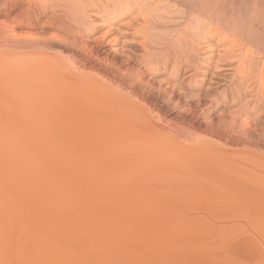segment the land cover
Returning <instances> with one entry per match:
<instances>
[{
  "label": "rangeland",
  "instance_id": "rangeland-1",
  "mask_svg": "<svg viewBox=\"0 0 264 264\" xmlns=\"http://www.w3.org/2000/svg\"><path fill=\"white\" fill-rule=\"evenodd\" d=\"M224 2H226V11H230L231 8L228 10V6H232L231 4H233L232 9H236V7L237 9L239 8L237 11L240 10L239 12L241 16L244 17L246 14L256 16L258 14V16L261 15L259 18L260 20H263L264 23V0H225ZM160 5L168 6L169 9L167 8V12H172L174 10L173 5H170L167 1H164ZM253 5L256 6V8L253 7L252 9H245L246 7L251 8ZM20 6H17L12 12L10 19H7L4 17V9L0 5V33L2 32L5 23L15 18V16L16 18H20L21 15H23L24 17H21L22 23L24 25L27 23V16L26 14H23L25 11L22 9L23 7L20 8ZM17 14L20 17H18ZM172 17L173 16L171 15L166 18L168 25L170 26L167 25L166 28L165 24L164 26L167 30L163 29L162 32H159L160 35L157 34V28H161L162 30V26L153 28V26L147 27L149 24L146 25L142 23L144 25V27L142 25V28L143 30L145 29L144 31L142 30V32H145L143 33L144 35L146 34L148 37L154 36V40L160 38V40H163L161 41V46L156 44V47L150 46L152 49L150 47H148V49H151L154 54H160L162 52L163 56L165 57L169 55L168 57L171 59L173 56H175V54L177 55V51L180 52L178 44L175 43L176 40H178L176 38H182L183 34L187 33L189 35L193 32V30L191 32L186 30V33H183V30H181L183 33L182 34L179 24L183 22V17L179 16L181 19L177 16H174L173 18ZM46 18L48 17L46 16L43 18L44 21ZM43 19L39 21L38 25L43 22ZM57 19L60 18L58 17ZM174 20L179 22H175ZM93 21L97 22L99 20L94 18ZM32 22H34V19ZM56 23L60 22H57L56 20ZM172 24L175 27H171ZM136 26L137 28L140 27L139 25ZM105 29L106 28L104 27L101 28L93 36H91V38L94 39L95 37H99V35L102 34ZM21 31L26 34H32L42 38H49L52 34H57L62 39H65V43L51 40L53 45L47 49L46 52L49 55L52 54L53 57H49V55L43 56L40 52H34L32 55H27V57L23 58L24 60H22V63L26 61L25 64L28 67V71L31 70L30 72H33L34 74L41 72H35L36 69H38V66L36 67V65L39 63H42L41 65L39 64V66L41 67L40 69H42V72L44 70L43 73L46 72V68L48 67L45 74H48L47 76L52 78L49 79L50 81L48 80L49 83H51L53 86L56 85L55 88H58V92H55L57 94L59 93V90H61L63 93L61 92L62 95L59 93V95L56 96H54L55 94L53 96L50 95L52 97H18L16 93L18 89L23 88V85L21 83H19V85L18 82L13 81V79L11 80V78L8 81L9 77L6 79L5 73L8 74V72L3 71L7 70V64L5 65V63H7L5 60L7 59L5 57L4 51L2 50V43L0 42V139L3 140H0V143L27 148V150H29L28 152L31 153L30 155L33 157V159L31 158L32 160H34L35 156H41L42 161L43 159L44 161L45 159L46 161H50L48 157L51 154V160L58 165V167L56 165L55 167L60 168L59 165L63 166L64 168L61 169H64V173L67 169H69L67 170L68 173L66 172L68 177L71 176V178H78L84 176V178H90V180L92 178H94L93 180L99 179L100 182H102L101 188H98L100 185L99 180H97L98 185L97 181H95V184L92 182L93 180L91 182L88 180L91 184L94 183L91 186L88 184V182H85V184L83 182L81 183V181L79 182L83 184V186L88 185L91 188L97 185L98 189L95 190L87 188V190H93V193L91 194L94 195L91 199L94 200V202L98 200L96 203L103 205L105 201L104 199H108L111 203L115 204L123 203L124 201L126 202L125 204H130L131 206H110V208L107 206V209L139 210V212L122 213V215L121 213H115L113 217L116 218L114 219L115 221L118 219L117 223H115V227L117 228L118 232L119 228L121 229L119 226H122V229L126 230V232L130 228L143 226H192L198 228L195 229L194 232L197 233V235L199 234L200 238L203 235L200 241L204 242L205 244L202 245L207 244V247H209L212 252L217 250L218 254L221 256L228 255V257H230L233 255L234 258L237 257V255L235 256L232 253L237 250L233 248L235 251H232L230 246V244L233 242L237 243V245L234 247L237 246L238 248V243H241L239 244L241 249L245 248V250H253L257 252L256 256H264V252H262V250L264 251V225H262L264 224V159L252 157L254 156L253 154L261 155L262 153L264 156V100H260L259 103L257 102L258 104L256 109L253 111L246 110L247 113L245 115L243 111L244 103L246 101H249L251 107L255 101L260 98V95L264 96V92L257 94L256 90L248 94L247 97H244V88L242 86V88L239 90L242 92L239 94L241 95L240 99L238 98L236 101L232 102L231 99L236 97V93L238 91L236 88H240L238 86V82L234 81V83L231 84L224 81L223 76L226 75V73H231V71H217L215 69V66H221L218 60V54L224 47L228 45V43L220 46V44L216 43L217 38H214L211 42H209L211 43L210 45L209 43H206V45L200 41V43L202 42L200 45H202L204 48L206 47L205 49L200 47L197 43L196 45L199 48L196 47L197 50L195 53V59L198 60H193L196 62V66H199L198 69L195 68L198 72L196 80L199 81L200 79H203V81H199L202 86L200 89L194 88L193 90L189 91L188 88L190 87L187 85L189 79L186 78V76L190 74V71L185 69V72H187L185 76H180L179 80L176 81L178 83L182 81L181 83L183 87L180 91L179 89L172 90L171 87L177 85V83L172 82L173 80H168V68L173 64L171 63V59L167 58V65L169 64V67H167L163 73L154 74L149 69L144 68V66L141 65L142 63L140 62V59L138 60L139 57L141 58L143 56V53L145 54V52H142L143 49H141L139 46H126L120 41L115 47L118 49V51L109 50L107 49L108 47H106L107 50L105 49L97 51L94 44L91 42L92 39H88L85 35L78 36L73 34L71 36L70 33L57 29L56 26H51L50 29H43L40 28V26H36V28L33 30L23 28L19 33H22ZM154 31L156 33H154ZM172 31H174V33ZM178 31L180 33H177ZM163 32L165 33L164 35ZM147 33L152 35L150 36ZM176 33L177 35L179 34L178 36L180 37H176ZM143 34L140 38L137 34H135L136 37L134 35L135 38L132 36L133 34H131L128 37H124V39H135L136 41H142L145 37H147L146 35L143 37ZM86 39L89 41L87 42ZM171 39L173 41L175 39V44ZM165 40L166 42H164ZM83 42L86 43V48L81 47L82 45L80 46V44ZM162 42H164V45H162ZM69 43L75 44V47L74 45H71L72 47L69 45L67 48L63 47L65 44L68 45ZM169 43L173 44L168 46ZM157 45L159 47H157ZM77 46H79V48ZM171 46H173V48ZM91 47L94 48L92 49ZM168 47H171L172 49L169 48L171 49L169 50ZM174 48H178L179 50H174ZM89 50L90 52H88ZM123 52H126V54L128 52V55L132 57L133 61L129 62L126 60ZM38 53L40 55H37ZM53 54H59V56H54ZM24 56L25 55H23V57ZM207 56H210V68L208 67L209 65L206 66L205 63L207 62ZM72 61L74 62V67L69 66L70 69L67 68ZM27 63H29L32 68L34 66L33 63L36 65L33 69H31ZM197 63L199 65H197ZM65 65H67L66 68L63 67ZM60 68L63 69V72L60 71L62 70ZM72 68L73 70H71ZM195 69L193 68L192 72H196ZM202 69L204 71L206 70V74H204ZM59 72H61L63 75L61 76V73ZM141 74L143 76H141ZM3 75H5V77ZM101 77L102 79H106L111 82L109 83V86L105 83V81L104 83L101 82L103 81L101 80ZM137 78H139V81H137ZM10 80L15 83H11ZM165 80L167 82H171V84H169V82L167 84ZM53 81H55V84ZM215 82L217 84H215ZM128 84L131 85L130 88ZM110 85H115V87L116 85H119L122 87V91H125V88L127 90L128 87V89H130V91H128L129 94H131L132 91V95L135 97L137 96L136 98H133L135 99L134 101L137 103H142L145 107H147V109H149V116H151L149 117L148 114L147 117H141L137 115L139 118L135 117L133 120L138 119V123L136 124L134 121H132L135 124L131 122L133 125L131 124L129 127L128 124L130 123V120L128 121V117L122 118V115L127 116L129 113L127 112L128 110L133 112L132 107L127 109L129 107V102L124 101L125 99L123 100L121 97L119 98L112 96L113 94H116V91L114 92L113 89L115 88L111 87ZM159 88L161 89V92L159 91ZM104 91L109 93L104 94ZM100 105H102L103 108L108 105L107 107L110 106L111 109L109 107L110 110L108 108L102 110ZM119 106L121 109L122 107H125L127 109H125L127 113L125 110L122 109V111L120 109L118 114L124 113L117 119L121 121V118L123 120L127 118L126 120L129 122L126 124L124 121H121L124 122L125 125H128L126 126L127 128L124 129L125 133H118V135L120 134V136L124 137L123 139H121L120 136V139H118L117 134H115V132H118V130L113 128L114 123H112L115 120L116 122L118 121L117 119L113 120V118H116L117 112L115 111L119 110ZM105 111L107 117H109L108 119L111 121L110 124H113L111 127H105L102 124V121H105L103 118V116L106 115L104 113ZM131 112L129 114L131 117H133V113L135 114V112ZM153 114L159 116V123H157L158 121L154 120L155 118H153ZM244 116L255 120L247 126H244ZM110 117H112V120ZM73 118L74 121H72ZM115 125L114 127H116ZM157 126H159V128ZM155 129L162 131L159 134V132L157 131V133ZM185 131L194 133L196 132V134H201L210 140L213 139V141H219L222 146L218 147L211 142L209 143L207 141L198 139L195 137V135H192L193 137L191 135H184ZM153 132L158 136H155ZM151 134L154 135L152 136ZM94 140L97 141L95 142ZM100 145L104 147L105 150H103ZM125 147L129 148L125 149ZM43 148L46 149L47 153ZM42 149L45 152H43ZM49 151L52 153H49ZM129 151L132 153H129ZM145 153H147L148 156H146ZM79 154L81 157L78 156ZM132 154L133 156H131ZM137 154H140L141 157ZM150 154L152 158H150ZM42 155L48 156V160L47 158L42 157ZM155 155L157 156L155 157ZM159 155L161 156L158 157ZM131 157H135L137 159H131ZM173 157L175 159H173ZM94 158H100L101 160L97 161V159ZM38 159L39 158H37L36 161ZM57 162L61 163L58 164ZM73 167H75L78 172ZM62 171L63 170H61V176ZM122 172H124V174ZM69 178L66 179L69 180ZM76 178L74 181H76ZM74 181L72 180V183ZM102 184L104 185L102 186ZM136 186L138 187L136 188ZM104 188L105 190H103ZM100 190L101 192H99ZM99 194H109L108 196L110 198L106 196L102 197V195L99 196ZM141 196L143 199L140 198ZM104 207H94L92 210L101 208L106 209V207ZM255 212H257V214ZM248 215L251 217L249 218ZM256 216L257 218L259 217L257 222L254 221L257 219ZM260 217L263 219V221L260 219ZM259 219L262 222H260ZM223 221L224 223H222ZM117 224H119V226ZM246 245L249 247L247 248ZM227 249H230V251ZM239 251H241L240 248L238 249V252ZM259 252L260 254H258ZM124 253L125 252L121 251L119 254L122 256H117V262L120 264H129L131 261V264H147L148 260V264L166 263V261L153 262L148 256H141L140 262H134V260L128 261V254ZM237 254L239 255L241 253L239 252ZM240 257L244 259V256ZM239 259L242 262L241 258Z\"/></svg>",
  "mask_w": 264,
  "mask_h": 264
},
{
  "label": "bare ground",
  "instance_id": "bare-ground-1",
  "mask_svg": "<svg viewBox=\"0 0 264 264\" xmlns=\"http://www.w3.org/2000/svg\"><path fill=\"white\" fill-rule=\"evenodd\" d=\"M164 1H167L170 5H173L174 10L172 12L171 11L167 12L168 6H164L165 4L163 6L160 5ZM224 1L225 0H1L0 5L4 9L3 15L5 18L10 19L12 12L15 10L17 6H20V5H21L20 8L23 7L22 9L25 11L23 14H26L27 16V20H26L27 23H25V25L22 23V19H21L23 15H21L20 17L17 14V16L20 18H16V16L15 18H13L14 17L13 16L12 17L13 19L5 23L3 30L0 33V42L2 43V50L4 51L5 57L7 59L5 60L7 62L5 63V65L7 64L6 66L7 70L3 72H6V71L8 72V74L5 73L6 79L7 77H9L8 81L11 78V80L13 79V81L18 82V84L21 83L23 85V88L21 89L19 87L21 90L18 89L16 93L18 97L19 96L21 97L22 96L24 97L26 96L27 97H45V96L52 97L54 94H55L54 96L59 95V93H61L62 91L59 90V93L57 94L56 92H58L57 91L58 88L56 89L55 88L56 85L53 86L51 83H49L50 81L49 79L51 77L49 78V76H47L48 74H45L47 72V68H48L47 66H46L47 67L46 72L43 73L44 70L42 72V69H40L41 67L39 66L40 63L38 62L39 63V64L37 63L38 65L33 63L34 66L36 65V67L38 66V69H40L38 70L35 68L36 69L35 72L41 71L40 72L41 74L39 72L34 74L33 72H30L31 70L28 71V67L25 64L26 61L22 63V60H24L23 58L27 57V55H32V53L34 52H40L42 53L43 56L44 55L47 56L49 55L46 52L47 49H49L53 45L52 44L53 42L51 43V40L55 42L57 41V42L65 43V39H62L57 34H52L49 38H42V37L35 36L32 34L23 33L22 31H21L22 33H19L20 30H22L23 28L28 29V30H33L36 28V26H40V28H43V29H46V28L50 29L51 26H56L57 29L64 30L67 33H70L71 36L73 34L78 35V36L85 35L88 39L90 40L92 39L91 42L94 44L95 49H97V51L105 50L106 47H108L107 49L109 50L118 51V49L115 47L119 44L120 41L123 42V45L125 44L126 46L127 45L139 46L141 47V49H143L142 52H145V54L143 53V56L141 55L142 56L141 58L140 57L138 58V60L140 59V62L142 63L141 65H143L144 68L149 69L154 74L163 73L167 69V67H169L168 66L169 64L167 65L168 63L167 58H169L168 57L169 55L165 54V55H168L167 57H165L163 56L162 52L160 54L159 53L154 54V52L151 51L152 48L150 47V46L156 47V44L160 45L161 41L163 40H160L161 38L154 40V36L148 37L146 34L145 35L147 37H145V35L143 34L145 32H142L143 30L142 23L146 25L149 24V26L147 27L153 26V28L162 26L163 27L162 30L161 28L160 29L157 28L158 29L157 34L160 35L159 32H162L163 29L165 30L167 28L168 22L166 18L172 15L173 17L174 16L183 17L182 18L184 19L183 22L179 24L180 31L183 30V33H186L185 32L186 30L187 31L189 30L190 32L193 30V32L192 34H189L190 35L189 36L187 33L183 34L181 31V33L183 34V37L176 38L178 40H176L175 43L178 44V48H180V52L177 51L179 54L178 53L177 55L175 54V56H173L172 59L169 58L171 59V63L173 64L171 67L168 68L169 69L168 80H171V81L173 80L172 82L178 81L180 76H185V74L187 73L185 72V69H186L187 71H190L189 72L190 74L186 76V78L189 79L187 82V85L190 87L188 88L189 91L193 90L194 88L200 89L202 85L199 81L201 79L199 81L196 80L198 72L195 69V68L198 69L199 66H196V62L193 60L196 57L195 56L196 50L197 48H199L197 47L196 44L198 43L199 46L202 47V45H200L202 44V42L204 44L206 43L208 44L214 38H217L216 43L220 44V46L225 45L227 43L228 45L224 47L222 51L218 54V60L221 66L220 67L215 66V69L217 71H220V70L231 71V73L229 74L226 73V75L223 76L224 81L231 83V84H233L234 81H237L238 86L240 87V88H236L238 91L236 93V97L231 99L232 102L236 101V99L238 98L240 99L241 95L239 94H241L242 92L239 90L242 88V86L244 88V97H247L248 94L256 90H257L256 91L257 94H261L264 92V23H263V20H260L259 17L261 15L258 16V14L256 16L247 15V14L244 17L241 16L239 12L240 10L237 11L239 8L237 9L236 7V9H232L233 4H231L232 6L230 5L228 6V10L229 8H231L230 11H226V4H225L226 2ZM253 7L256 8V6L253 5L251 8L246 7L245 9H252ZM46 16L48 18H46V20L44 21L43 18ZM58 17L60 19H57ZM94 18L98 19L99 21L94 22L93 21ZM33 19H34V22H32ZM41 19H43V22L41 21L42 23L38 25ZM56 20L57 22H60V23H56ZM174 21L176 22L177 20H174ZM165 24H166V28L164 26ZM136 25H139L140 27L137 28ZM173 26L174 25L172 24L171 27ZM103 27L106 29L102 34L99 35V37L94 36L95 37L94 39L91 38V36H93L97 31H99ZM174 31L172 32L174 33ZM154 33L156 32L154 31ZM177 33H180V32L178 31ZM177 33H176V37L179 35V34L177 35ZM131 34H133L132 35L133 37L135 34H137L139 35V38L143 34L144 35L143 37L145 38L144 39L142 38V39L144 41L143 40L136 41L135 39L133 40L124 39V37H128ZM164 34L165 33L163 32V35ZM148 35H150V33ZM88 39H86L87 42L89 41ZM172 41H169V42H172ZM200 41L202 42L200 43ZM164 42H166V40ZM164 42H162L163 43L162 45H164ZM172 44L169 43L168 46ZM210 44L211 43H209V45ZM69 45L70 47H72L73 45L75 47V44H70V43L68 45L65 44L63 47L67 48V46ZM80 46L83 48H86V43L83 42L80 44ZM173 46L171 47L173 48ZM77 47L79 48V46ZM148 47H150L151 49H148ZM157 47L159 46L157 45ZM171 47H168V49ZM178 48L177 49L174 48V50H179ZM202 48L205 49L206 47L205 48L202 47ZM148 50L149 52H152L153 54L149 53ZM88 52H90V50ZM205 54L207 55L206 52ZM23 55L25 56L23 57ZM37 55H40V54L38 53ZM53 55L59 56V54H53ZM50 56L53 57L52 54H50L49 57ZM124 57L129 62L133 61L132 57L128 55V52L127 54L126 52L124 53ZM209 57L207 56V59L204 57L207 61V62L205 61L204 62L206 63V66L209 65L208 67L210 68L211 60ZM195 60H198V59H195ZM70 64L67 67L69 69H70L69 66L74 67L73 61L70 62ZM197 65L199 64L197 63ZM66 66L67 65L63 67L66 68ZM29 67L33 69L30 64H29ZM193 68L196 70V72L195 71L192 72ZM71 70H73V68ZM60 71L63 72V69ZM202 71L204 70L202 69ZM205 71H204V74H206ZM82 73H85V72H82ZM43 74L46 76H44ZM142 74L141 76H143L145 73L143 75ZM5 75L3 76L5 77ZM62 75L63 74L61 73V76ZM101 80H103L101 81L103 83L105 81V83L108 86H109V83H111L110 81L106 79H102V77H101ZM13 81H11V83ZM137 81H139V78H137ZM201 81H203V79ZM54 82L55 81H53V83ZM181 82L179 83L176 82L177 85L175 86L172 85L173 86L171 87L172 90L179 89L181 91L183 87ZM169 84H171V82H169ZM215 84L217 83L215 82ZM128 86L130 88L131 85L128 84ZM111 87L115 88L113 89L114 92L116 91V94L115 95L113 94L112 96L119 97V98L121 97L123 98V100L125 99L124 101H127L129 103L132 102V100L133 102H136L134 101L135 99H133L135 96L132 95V91H131V94H129L128 91H130V89H128V87H127V90L125 88V91H122L121 89L122 87H120L119 85H116V87L115 85ZM160 90L161 89L159 88V91ZM107 93L109 92L104 91V94H107ZM260 100L263 101L264 96L260 95V98L257 99L251 107H250L249 101H246L243 107L244 115L247 113L246 110L253 111L254 109H256V106L260 102ZM133 102L131 104L128 103L129 107L127 108V109H130L132 107V110L133 112H135V114L131 112V110H128L127 112L133 113V117H131L129 113H128L129 116L128 115L123 116L122 114L124 112L118 114V112H120V109H121L119 106V110L115 111L117 112L118 117L116 114V118H113V120L119 118L120 115H122V118L128 117V121L130 120L129 121L130 123L126 120L127 118H125L126 121L123 120L122 118L120 120L124 121L126 124L129 123L128 125L130 127L132 123L134 122L136 124L138 123L139 121L138 119L133 120L135 117H137V115L141 117L142 116L147 117V114H148L149 116V109H147V107H145L142 103H139V102L133 103ZM107 106L108 105H106L105 108H103L102 105H100L102 110L103 109L105 110L107 108L109 109L110 106L109 107ZM113 107H116V106H113ZM122 109L125 110L126 108L122 107ZM104 113L106 114V111ZM153 116H154L153 118H155L154 120L158 121L157 123H159L160 122L159 116H157L156 114H153ZM103 118L105 120V121H102L103 126L111 127L113 125V124H110L111 121L108 119L109 117H107V114L103 116ZM110 118L112 120V117ZM254 120L255 119L244 116V126H247ZM72 121H74V118ZM118 121L116 122L115 120L112 122L114 123V125L117 124L115 125L116 127H114L113 125V128H115V130H118V132L117 131L115 132V134H117L118 136V139H120V137L121 139H123L124 137L120 136V134L125 133L124 129L127 128L126 126L128 125H125V123L121 121H119L118 123ZM70 123H71V120H70ZM119 124L123 127H121ZM123 124L125 125V127ZM157 127L159 128V126ZM155 131L157 132L158 130L155 129ZM161 131L162 130L158 131L159 134L161 133ZM118 133L120 134L118 135ZM189 133H193V134H189ZM185 134L191 135V136L195 135L196 138L201 139L203 141H207L209 143L211 142L218 147L222 146V144L219 141H213V139L210 140L209 138L202 136L201 134H200L201 136L196 134V132L194 133V132L185 131L184 135ZM156 135L157 134H155V136ZM102 148L103 150H105L104 147ZM128 148L125 147V149H128ZM28 151L29 150H27V148H23L22 146L20 147V146L0 143V264H120L117 262L118 260L117 256L118 255L122 256L121 254H119L121 251L128 254V255L126 254L128 256V259H127L128 261L134 260V262H138V261L140 262L141 256H148L149 259L153 262L166 261L167 264H264V256H256L257 252L253 250H245V248L241 249V247L239 246V244L241 243H238V248L237 246L234 247L235 245H237V243L233 242L232 244L234 245L230 244L232 251L237 250L235 252H232V251L231 252L235 256L237 255L238 259L237 257L234 258L233 255H231L232 257L230 255H229L230 257H228V255L221 256L220 254H218V251L216 249H213V250H216L217 252L216 251L212 252L210 248L207 247L208 246L207 244L202 245V244H205L204 242L200 241L203 235L200 238L199 234L197 235V233L194 232L195 229H198L197 227L184 226V225L183 226H173V225L172 226H143L142 225L143 227L130 228L126 232V230L122 229V226H119L120 224L119 223L117 225L121 227V229L119 228V232H118L117 228L115 227L116 226L115 223H117L118 219L117 221H115L114 219L116 218L113 217L115 213H121L122 215V213L139 212V210L109 209L110 206H123L124 207L126 205L127 206L130 205V204H125L126 202H124L123 199H122L123 203H118V204L111 203L108 199H107L108 201L104 199L105 201L103 205H99L98 203H96L98 200L94 202V200L91 199L93 198V195H94V194L93 195L91 194L93 193V190L101 188L102 182H100L99 179H97L100 182V185L98 186V188H97L98 181L93 180L94 178H92L91 180L90 178L89 179L84 178V176L83 177L81 176L82 177L81 178V177H78L79 175L75 173L76 175H78L77 176L78 178L75 177L76 181H74L75 180L74 177H72L74 179H72L71 176H69L70 178L68 177L67 170L69 169L66 170L67 167L65 168L66 170L65 173H64V169H61V168H64L63 166L59 165L60 168H57L58 165L54 161H52L50 158L51 154L49 155V157L42 155V157L44 158L48 157L50 161H46V159L45 161L44 159L42 161L41 156H35L34 160H32L33 157L30 155L31 153H29ZM45 151L43 150V152ZM51 151H49V153H52ZM130 151L129 153H132ZM140 154H137V155L139 156ZM145 154L146 156H148L147 153ZM253 155L254 156L252 157H256V158L259 157V158L264 159L263 153L261 155H256V154H253ZM78 156H80V154ZM131 156H133V154ZM156 156L157 155H155V157ZM160 156L161 155H159L158 157ZM169 156H172V155H169ZM174 157L173 159H175ZM37 158L39 159L36 161ZM133 158L131 157V159ZM150 158H152L151 154H150ZM94 159H97V158H94ZM98 160H101V159L99 158L97 159V161ZM87 161H88V158H87ZM55 165L57 167H55ZM60 169L63 170L62 176H61ZM101 173H102V170H101ZM122 173L124 174V172ZM63 175L67 177H64ZM66 178H69V180ZM124 179H125V176H124ZM72 180L74 181L73 183H72ZM77 180H78V184H77ZM88 180L90 182L93 180L92 182H94L95 184H96L95 181H97V185L95 187L93 186L94 188L93 187L91 188L88 185H87L88 187L86 185L85 187L83 186V184H81L82 182L84 184L85 182L86 183L88 182L90 186L94 184V183L91 184ZM80 181L81 183H79ZM103 185L104 184H102V186ZM137 187L138 186H136V188ZM87 188H91L93 190L92 191L91 189L87 190ZM103 190H105V188ZM99 192H101V190ZM144 192H147V191H144ZM106 194H99V196L102 195V197L103 196L109 197L108 196L109 194L108 195ZM140 198H142V196ZM99 206H103V207L105 206L106 209L101 208L97 210H92L94 207H99ZM107 206L109 207L108 209H107ZM255 213L257 214V212ZM250 217L251 216H249V218ZM258 218L254 221L257 222ZM261 220L263 221V219ZM207 223H208V219H207ZM222 223H224V221ZM199 230H200V227H199ZM248 247L249 246H247V248ZM233 248H235V250ZM239 248L241 250L239 251L241 254L238 255L237 253H239L238 252ZM243 249H244V252H243ZM227 250L230 251V249H227ZM242 252L244 255L242 254ZM262 252L264 251L262 250ZM258 254H260V252ZM240 256H244V259H242V257ZM239 258H241L242 262L240 261ZM234 259H236L237 261ZM148 263H149V260L147 261V264Z\"/></svg>",
  "mask_w": 264,
  "mask_h": 264
}]
</instances>
